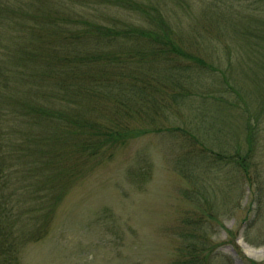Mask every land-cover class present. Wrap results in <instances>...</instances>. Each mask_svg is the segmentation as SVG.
Wrapping results in <instances>:
<instances>
[{
  "label": "trees",
  "instance_id": "obj_1",
  "mask_svg": "<svg viewBox=\"0 0 264 264\" xmlns=\"http://www.w3.org/2000/svg\"><path fill=\"white\" fill-rule=\"evenodd\" d=\"M171 2L188 5L187 0H0V264H22L23 248L46 236L45 227L76 182L135 140L181 131L193 146L208 141V132L222 127L215 115L237 104L230 97H199L204 78H215L217 71L231 92L250 97L226 72L212 68L223 55L216 43L207 46L212 64L186 47L182 28L169 18ZM110 6L135 20L105 24L99 17ZM246 31L240 38L250 66L245 77L255 83L264 74V20L253 16ZM192 41L207 42L197 35ZM196 101L200 116L169 130L163 126ZM199 151L192 147L189 153L198 158L200 171L203 161L211 173L212 158ZM219 154L230 160V154ZM230 156L248 170L249 155ZM214 219L209 214L187 228L178 226L181 242L173 264L232 263L214 250L206 229Z\"/></svg>",
  "mask_w": 264,
  "mask_h": 264
},
{
  "label": "rangeland",
  "instance_id": "obj_2",
  "mask_svg": "<svg viewBox=\"0 0 264 264\" xmlns=\"http://www.w3.org/2000/svg\"><path fill=\"white\" fill-rule=\"evenodd\" d=\"M187 3L171 2L168 12L171 22L182 28L186 47L212 64L214 56L207 46L216 43L223 55L212 68L226 72L231 84L243 87L250 97L242 100L239 90V94L231 92L217 71L211 76L215 78H204L199 97H230L229 102L237 104L234 111L215 115L222 119H214L217 127H222L208 132L205 145L193 146L181 131L135 140L76 182L45 227L46 236L23 248L22 264H173L181 242L178 226L187 228L189 221L198 222L209 214L215 219L206 229L216 254L228 257L230 264H264V74L255 83L248 74L245 77L250 66L240 39L253 16L257 22L264 20V4L258 0ZM104 14L99 19L105 24L136 18L117 6ZM196 35L207 42L196 44L192 41ZM229 48L235 49L232 58ZM230 64L236 67L229 72ZM199 102L183 108L163 126L169 130L200 116ZM206 117L205 123L211 118ZM192 147L212 158L211 173L205 161L200 171L198 158L189 153ZM236 151L249 155L248 170L236 165ZM223 152L235 158L229 155L230 160H223L219 154Z\"/></svg>",
  "mask_w": 264,
  "mask_h": 264
}]
</instances>
